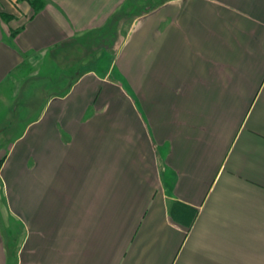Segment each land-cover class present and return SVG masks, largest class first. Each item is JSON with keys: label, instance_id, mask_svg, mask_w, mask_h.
Instances as JSON below:
<instances>
[{"label": "crops", "instance_id": "1", "mask_svg": "<svg viewBox=\"0 0 264 264\" xmlns=\"http://www.w3.org/2000/svg\"><path fill=\"white\" fill-rule=\"evenodd\" d=\"M144 3L0 0V264H264V0Z\"/></svg>", "mask_w": 264, "mask_h": 264}, {"label": "rangeland", "instance_id": "2", "mask_svg": "<svg viewBox=\"0 0 264 264\" xmlns=\"http://www.w3.org/2000/svg\"><path fill=\"white\" fill-rule=\"evenodd\" d=\"M159 1L160 0H145L144 5L151 2L153 4L158 3ZM35 4L37 5L38 2H35ZM1 15H3V13H1ZM125 23L128 22L127 21L124 22V24L121 26V32L123 34L129 28V24H125ZM121 24H119V21L112 22L110 25L111 27L108 28L106 32H104V35L102 34L103 37L99 36L98 40L96 41V44L88 47L87 51L94 53L96 59L97 57L101 58V61L99 60L97 64L109 63L111 61L113 55L112 53H110L111 51H108L107 49H109V47L113 45V44L111 45L110 43L114 42L115 38L118 39L120 37L119 26ZM102 43L105 44L108 48L106 47L107 49L106 48L103 49L104 47L103 48L101 47ZM67 49L68 51L66 50L65 53L63 52L61 54L60 53L57 54L56 62L43 61L37 64V66L32 67L33 69L32 68L27 69L24 75L25 84L22 91L27 90L26 93L28 94L33 93L32 96H34L33 98L35 102H37L35 103V106L37 107L40 106L39 104L43 101L42 97L44 94L49 95L51 90L59 92V90L63 89L66 86L67 82L71 81L72 76L75 75V71L77 67L81 65L82 61H84V59H90L89 57L90 53L85 51L84 48L82 50H79L78 53L76 50L72 48H67ZM32 80H36V81H32ZM37 92H40L41 94H38ZM3 105L9 107L10 104L8 105V103H5ZM4 217H6V215L0 213V227L1 224L2 227H5L6 220ZM8 220L10 224H13V227L15 229L14 224H16V216L8 215Z\"/></svg>", "mask_w": 264, "mask_h": 264}, {"label": "trees", "instance_id": "3", "mask_svg": "<svg viewBox=\"0 0 264 264\" xmlns=\"http://www.w3.org/2000/svg\"><path fill=\"white\" fill-rule=\"evenodd\" d=\"M0 165H1V162H0Z\"/></svg>", "mask_w": 264, "mask_h": 264}]
</instances>
